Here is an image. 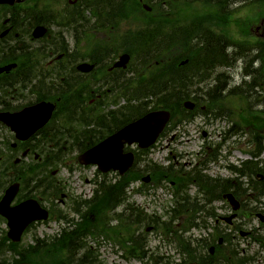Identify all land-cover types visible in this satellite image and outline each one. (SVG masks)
Listing matches in <instances>:
<instances>
[{"label":"flooded vegetation","instance_id":"obj_1","mask_svg":"<svg viewBox=\"0 0 264 264\" xmlns=\"http://www.w3.org/2000/svg\"><path fill=\"white\" fill-rule=\"evenodd\" d=\"M0 201L7 188L19 184V192L29 195L30 165L24 163L31 155L39 160V172L45 171V159L41 163L35 156L46 155V127L33 134L26 142L19 143L14 133L4 125L10 116L24 109L48 102V86L54 88L57 101L56 113L64 122H91L96 106L101 102L116 103L126 88L127 69L114 65L127 52H136L128 47L126 32L134 22L145 16L156 20L166 15L174 19L171 2L162 1L154 11L129 10L124 0H0ZM158 0H154L157 2ZM168 12L162 14L160 8ZM128 23L130 24L127 27ZM42 28L44 31H37ZM36 33V35H35ZM236 25L230 35L211 37L223 42L229 57L235 58L245 52L244 74L251 84L247 97L249 105L246 115L239 116V110L232 104L227 107L223 100L217 105L216 116L232 123V133L239 130L251 140L264 138V14L256 23H249L246 36H239ZM244 32H242L243 34ZM138 38H135V42ZM204 43L209 37L204 36ZM242 42L243 45H239ZM221 52H218L220 54ZM92 66L90 72H81L79 65ZM223 76L219 75L218 80ZM210 85V81L207 82ZM221 98L230 99L231 84L228 80L219 85ZM87 93V96H85ZM68 96V99H61ZM54 103V102H53ZM121 106V105H120ZM110 109H116L111 105ZM207 114L208 108L201 107ZM116 112V111H115ZM120 117V108L116 112ZM211 118V117H210ZM243 121V122H242ZM255 122L262 123L257 127ZM222 136L223 145L228 140L227 132ZM38 146V147H37ZM19 154L14 158V154ZM25 154V156H24ZM23 158V159H22ZM25 184L21 187L20 180ZM18 180V181H16ZM22 196L20 197V199ZM16 198L11 207L19 203ZM210 256L217 254L216 247L208 248ZM211 261V259H210Z\"/></svg>","mask_w":264,"mask_h":264},{"label":"trees","instance_id":"obj_2","mask_svg":"<svg viewBox=\"0 0 264 264\" xmlns=\"http://www.w3.org/2000/svg\"><path fill=\"white\" fill-rule=\"evenodd\" d=\"M205 2L212 3L214 5L218 4L217 0H212L211 2L205 0ZM221 3L222 5H224L225 1L221 0ZM183 26L184 25L180 24V26L176 27V32H178V35H176L173 45V57L169 58L168 56V53L172 46H169L168 38L165 37V39L163 40L159 39L157 43H153L151 39L153 49H151L150 51L143 50L142 54L134 59L135 68L139 69L138 72H135L136 94H139L137 98L138 100L141 99V103L139 104V107L128 108L127 122H129L131 119L141 117L149 110L157 108H163L171 111L172 118L174 119H177L178 117L186 118L189 116L187 112L182 109L181 103L184 100L189 99L190 97H192L194 100H197V92L191 91V88L193 86L191 80L193 78L199 77L200 70L198 67H196L192 72L187 74V76L184 75L180 78L174 77L173 80L171 78V75H173V73H178L183 69L194 68L195 65L201 62V56L199 48V34L190 33L189 35L187 34L185 27ZM183 59H187L188 63L184 68H181L178 66V64ZM192 94H194V96H192ZM50 98L51 96L48 93V99ZM134 98L135 96L133 97V99ZM90 136L91 133L86 135L85 139L87 140V143L89 145H84L83 150L93 145V141L97 138V135H94V137ZM258 171L259 170L257 169V167H255L254 172L257 173ZM240 172L241 174H243L242 171ZM152 173L153 175H156L158 179L170 180L171 178V175L167 176L168 172L166 170L157 168L153 169ZM137 174V171H133L129 173L125 178H121L120 181L137 180ZM172 180H175L177 189V193L175 194V208L172 210V215L169 217L172 221L160 222V219L146 217L135 209L129 210V212H132L134 216L133 220H127L132 221L131 223L137 228L141 225H152L155 229H159L168 234L171 232H177L173 229L174 225H172V222L174 220H179L180 222L183 218H185V221L181 225V230L189 229L194 224V220L196 218L194 214L199 210L198 203L196 201H189L188 198L184 195L183 191L186 188V185L185 180L182 177L175 176ZM204 184L205 187L202 186V190L205 195V200H207V202H210L213 198L216 197L215 190L218 185L217 182L211 180H206ZM223 188H225V186ZM254 191L256 193L258 192L259 195L263 194L264 184L260 183L259 181L255 182ZM38 195L43 196V198L51 196V194L48 193L47 190H43L41 192L39 191ZM55 195L56 194L54 193V196ZM100 196V206L94 207V212L96 215H99V213L103 212L100 209H103V205H105L106 203H111L113 202V200H121L123 198L122 192L121 195L116 192L114 185L103 187ZM117 204L118 203L114 201L111 207L114 208V206H116ZM113 208H110V211H112ZM191 210H193V212L192 214H189ZM60 217L62 216L59 215L58 218ZM118 219L121 225L116 227V229L112 231V235L110 236H119V234L123 232V230L127 232L129 227L131 226L128 222L126 228H121L123 226V222L120 216H118ZM94 229H92L91 227L88 228V226L84 225L78 226L73 231L62 233L59 238H54L48 243L43 244L41 247H31L29 250H25L23 252H17V250L15 249V254L19 255V259L21 261L26 262L32 261L34 257L43 259L45 258V254L42 252H46L47 254L52 255L53 260L55 259V257H57L62 264H99L97 256L89 249H84L83 254L79 256V258H77V253H79V250L83 248L81 242L84 238H86L88 235H94L96 231L101 234L107 232V230L104 228H101L100 230ZM144 241L145 239L142 241V244ZM177 242L182 251H189L184 240L177 239ZM233 253L234 252L230 253L231 258L233 257ZM188 257L192 261H195L196 259L192 256ZM47 259H49V257H47ZM225 259L227 258H223V261H225ZM53 264H55V262H53ZM180 264H188L187 259L183 260ZM198 264L206 263L203 261L198 262ZM223 264H225V262H223Z\"/></svg>","mask_w":264,"mask_h":264},{"label":"rangeland","instance_id":"obj_3","mask_svg":"<svg viewBox=\"0 0 264 264\" xmlns=\"http://www.w3.org/2000/svg\"><path fill=\"white\" fill-rule=\"evenodd\" d=\"M241 5V4H240ZM245 10L242 9V12L239 11L240 15H244L243 12ZM239 72L236 74V76H234L235 82L237 84H240L239 82V78L238 75L241 72V66H239L238 68ZM203 125V118L202 116H196L194 117V119L186 124H182L181 126H177L175 127L174 130L170 131L168 133V135L163 138L159 145L162 148H158L160 150H158L155 154L156 155H160L163 158V166L166 167L169 165V161L167 160L168 155H170L172 152L175 156V160L172 162L175 165V168L177 167H181L183 168V166L188 163V158H187V154H195L198 151H203V149H200L199 146V142H207L210 143L212 146H215L218 142L217 138L215 137H211L210 139H207L205 141L200 140L199 142L197 141L198 137H201V133L202 131H209V130H218L217 128V124H213L212 126L207 127L206 129L202 128ZM174 137V140H172V138ZM197 137V138H195ZM241 142V141H240ZM203 155V153H202ZM150 158V157H149ZM72 157L69 156L67 158V161L69 164L71 161ZM199 157H194L191 156L190 160L192 162V164H195L198 161ZM259 159H263V158H259ZM142 164V163H141ZM140 164V165H141ZM211 164V163H210ZM69 167L61 164L60 166H58L57 169V173L55 175V179L57 178V180H61L65 186H64V191L70 195L71 198H75V197H79V193L78 192V184L81 183L83 181V179L85 177H87L88 175H90L91 177L95 178L96 177V173L94 171V169L89 168V169H79L77 167H75V165L72 167V171H69L68 169ZM100 178V177H98ZM80 185V184H79ZM85 186H83L84 188ZM82 188V189H83ZM154 190V193H156V195H159L158 198H156L157 203H162L164 202V204L166 202H168L170 200V197L168 195H166L165 190L160 189L159 188H152ZM84 194L86 195V197L84 199H87L88 197L91 196L92 193V188L86 186L84 189ZM83 193V192H81ZM56 204V210L62 211L63 213H68L70 216L71 214L69 213L68 210V203L64 204V205H60L57 202H55ZM163 204V205H164ZM212 206L219 210L221 207H223V205L219 202L216 201L212 204ZM154 207H156V204H152L150 206L151 209H153ZM251 208H257V211L260 212H264V203L261 202L260 205L255 204V203H251L250 206ZM248 215H245L244 217H241V221L245 223V227L247 230L252 229V230H257V232L259 234H263L264 233V225L260 224L258 222V220L252 216L249 217ZM56 227H57V223L55 222H49L48 225H40L38 227H36L34 230H32L29 235L26 237V239L24 240V244H29L31 243V236L33 234L36 235V237L38 239H45L47 237H51L52 235H54L56 233ZM209 232L207 231L206 234H208ZM201 234V233H200ZM148 244L147 246L151 249H153L155 246L158 245V243L160 242V237L158 235H156V233H150L148 234ZM244 241H241V243H243ZM245 244V243H244ZM169 246L166 245H162L161 249L159 250L160 252H164V250L168 249ZM249 252L252 253H259V250L256 246V244H253V246L247 248ZM164 254V253H163ZM263 254L259 253V257H262ZM177 259V258H175Z\"/></svg>","mask_w":264,"mask_h":264},{"label":"water","instance_id":"obj_4","mask_svg":"<svg viewBox=\"0 0 264 264\" xmlns=\"http://www.w3.org/2000/svg\"><path fill=\"white\" fill-rule=\"evenodd\" d=\"M122 60L126 62L127 58H123ZM184 107L192 109L193 105L185 103ZM50 114L51 108L49 107L47 117L43 120V123L49 119ZM169 117V113L165 111L151 112L143 118L126 126L103 143L81 155L78 158V162L81 165L96 164L100 171L104 173L109 170H117L120 174H123L128 170L133 162L132 154L122 153L123 144L127 143L128 145H131L132 143H136L139 148H148L157 139L165 124L168 122ZM8 125H10L13 130L18 131V133L24 132L26 134L28 132L32 133L40 126L36 124L33 129L27 128V130H23L19 126L26 125L25 123L12 121L10 123L8 122ZM23 138H25V136L22 137V139ZM15 194L16 187H11L7 191L5 204H8ZM0 213L8 219L10 227L8 237L14 241L19 240L20 234L30 222L36 220H46L48 216L47 212L42 210L38 204L32 200L15 207L9 212ZM259 218L262 222H264V218Z\"/></svg>","mask_w":264,"mask_h":264},{"label":"bare ground","instance_id":"obj_5","mask_svg":"<svg viewBox=\"0 0 264 264\" xmlns=\"http://www.w3.org/2000/svg\"><path fill=\"white\" fill-rule=\"evenodd\" d=\"M208 2H211L212 0H206ZM235 1V0H232ZM188 32L190 33H198L199 35H201L203 33V27L201 25H196V26H192L189 27L187 29ZM200 38V37H199ZM207 48L209 51L211 52H221L218 55H215L212 57V59L209 61V63H205V64H197L194 66V68H188V69H184L183 71H180L178 73H173L172 77L174 78H180L184 75L187 76V74H189V72H192L196 67H198L199 69H206V70H210L212 67L215 68L219 63L222 62H227L230 57L227 56L229 55L227 52H222V50H224V44L223 42H219L218 40H214L211 37H209L208 42H207ZM191 67V66H190ZM239 78V83L240 85L247 91H249V85L251 84V82L249 81V78L246 74H240L238 75ZM246 94H248V92H245ZM222 94V91L219 90L218 88L216 89H212L208 92V96L204 97L207 98L210 101H215L217 99L220 98V95Z\"/></svg>","mask_w":264,"mask_h":264}]
</instances>
